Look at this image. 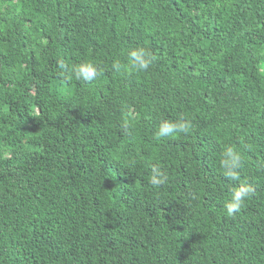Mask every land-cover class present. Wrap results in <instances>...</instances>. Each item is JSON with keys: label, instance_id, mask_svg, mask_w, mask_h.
Here are the masks:
<instances>
[{"label": "trees", "instance_id": "trees-1", "mask_svg": "<svg viewBox=\"0 0 264 264\" xmlns=\"http://www.w3.org/2000/svg\"><path fill=\"white\" fill-rule=\"evenodd\" d=\"M0 264H264V0H0Z\"/></svg>", "mask_w": 264, "mask_h": 264}, {"label": "clouds", "instance_id": "clouds-1", "mask_svg": "<svg viewBox=\"0 0 264 264\" xmlns=\"http://www.w3.org/2000/svg\"><path fill=\"white\" fill-rule=\"evenodd\" d=\"M127 64L121 65L118 61L112 64V68L117 73L121 71H137L146 72L152 63L151 54L142 47L130 49L127 53ZM73 74L77 79H83L86 81L95 80L100 75V69L95 63L84 62L80 65L74 66L72 69ZM191 123L180 118L175 121L169 119H163L157 126V135L159 137H174L178 134L189 132ZM241 154L232 146L226 147L221 160V167L224 175L232 180H240V168ZM167 175L159 167L153 168V175L151 177V183L153 185H161L166 182ZM253 189L247 183H238L231 189L230 198L226 201L224 207L229 216L238 214L244 202L252 194Z\"/></svg>", "mask_w": 264, "mask_h": 264}]
</instances>
